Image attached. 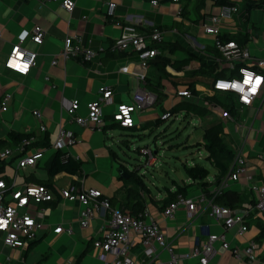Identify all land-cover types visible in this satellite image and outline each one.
Segmentation results:
<instances>
[{
  "label": "crops",
  "instance_id": "0c3cea01",
  "mask_svg": "<svg viewBox=\"0 0 264 264\" xmlns=\"http://www.w3.org/2000/svg\"><path fill=\"white\" fill-rule=\"evenodd\" d=\"M74 2L75 7L69 13L55 1L0 0V98L10 96L9 107L5 112H0L2 141L0 151L5 148L14 151L15 144L11 142L10 137L18 134L32 135L36 141L44 139L46 143L44 147L35 148L43 151L44 155L34 167L18 169L15 160L18 154L13 153L4 160V168L0 175L7 185L12 182L16 185L41 184L40 181L49 179L54 190L70 184L84 188L92 187L100 190L102 196L109 199L110 205L124 208L130 204L126 189L133 184L125 182L128 178L121 176V173L131 171L124 165L117 152L119 144L126 141L122 140L120 135L113 134V130L125 129L136 132L151 129L155 126V120L158 118L164 120L161 116L172 106L191 99L180 94L186 89V82L194 81L195 89L200 94L212 91L202 82V77L186 73L189 69L199 68L196 61H191L188 67L180 71L166 66L164 72H161L152 62H147L145 67L141 66L135 51L112 50V44L120 35L122 26L130 24L144 35L154 29L164 31L162 54H168L163 45L176 43L184 51H191L201 58L205 54L215 56L213 50L209 51L212 49L209 44L212 37L202 32L201 22L206 15L217 11L218 5L212 0H180L179 3L158 0L156 6H152L150 0H74ZM108 2L115 3L112 15L107 14ZM184 4H187V10L186 14L182 15ZM251 16L250 12L249 24L255 25L250 21ZM235 20L236 18L232 23L226 24L224 33L236 35L243 31L240 27L244 22L237 23ZM35 25L40 26L45 34L41 44H34L29 40L23 44L37 53L29 73L22 75L6 68L4 64L8 58L9 48L17 41L18 34L32 29ZM256 27L258 33L252 30L253 38L245 45L252 55L264 57V28ZM69 35L81 36V45L94 53L91 61L82 62L74 58L65 61L62 58L60 51L65 37ZM202 46L206 47L205 50L201 49ZM53 58L56 59L55 65L51 64ZM216 65L218 70L225 69L227 75L232 71L222 62ZM212 79L209 78L207 83L210 84ZM156 83L160 86L157 90L153 87ZM100 87H107L112 91L111 101L102 106V124L100 126L75 124L66 114L69 101L78 99L80 105L77 113L86 116V103L99 96ZM137 91L150 93L154 97V102L133 114L134 127H121L113 121V113L117 105L131 103L132 96ZM194 97L193 95L192 98ZM244 109L248 115L242 123L234 122L235 124H229L226 129L222 124L227 137L225 141L229 142L230 138L233 142L230 144L233 153L240 147L247 162L239 179L231 182L223 191L228 190L238 197L236 207L250 208L256 201V195L250 190L248 183L264 185V97L256 99L251 107L242 110ZM33 111L41 114V122L46 126L43 133L38 130V121L33 116ZM252 112L253 115L250 117L249 114ZM59 125L71 130L76 137L75 144L63 151L65 153L63 157L67 154V157L79 162L80 170L76 174L62 171L49 176L48 163L55 151L50 154L45 152L49 150L48 145L55 140ZM234 131L238 133L235 134ZM204 158L207 159V155ZM211 167V172L207 168L209 174L204 187L190 177L179 185H190L189 194L193 192L194 196L205 190L209 196L224 177L216 168L212 165ZM138 168L139 166L136 168L137 171ZM175 186L165 187V194L162 196L141 191L142 211H148V216L157 222L176 252L186 253L204 241L208 233L222 232L223 226L211 215V208L204 203L203 212H199L191 220L186 218L184 207H180L173 218H164L163 205L168 204V192L175 191ZM40 207L46 210L45 228L38 232L36 240L28 242L25 247L5 246L4 234L0 232V264H102L93 251L92 242L102 238L109 228L106 209L95 210L89 226L81 228L78 222L79 212L83 208L81 204L55 195L53 200L41 203ZM247 222L248 230L241 236L236 235V225L228 229L227 240L231 249L224 250L216 244V253L210 264H260L258 260L249 262L242 256L241 251L250 241H255L258 245L257 255L261 256L264 252V237L258 238L261 226L264 227V214L253 213ZM59 225L64 229L71 228L72 233L67 234L64 231L54 233L53 229ZM131 237L134 241L132 254L138 264H145L146 258L141 254L139 239L134 235ZM232 249H238L240 253L237 255ZM159 259L166 261L168 254L160 251ZM180 264H198V260L192 257L182 260Z\"/></svg>",
  "mask_w": 264,
  "mask_h": 264
},
{
  "label": "built area",
  "instance_id": "2783aa9c",
  "mask_svg": "<svg viewBox=\"0 0 264 264\" xmlns=\"http://www.w3.org/2000/svg\"><path fill=\"white\" fill-rule=\"evenodd\" d=\"M55 1L59 6L69 13L75 7L74 0H43ZM179 3L180 0H171ZM216 1V0H212ZM231 3L218 5L217 11L205 16L201 22V29L205 35L211 36L213 44L212 50L219 56H213V60L220 65L225 64L228 70H237L236 75L215 77L211 81L212 92H228L236 97L239 109L251 107L256 99L264 97V57L255 58L251 56L249 48L246 45H240L234 40L223 41L219 35L227 23L235 21L244 22L248 19V13H243L242 0H227ZM152 6L158 4V0H150ZM115 3H107V14L112 15ZM251 25L244 30L251 40ZM264 33V29H263ZM45 31L38 25L30 30H24L17 36V41L11 45L7 61L4 66L12 69L22 75H27L34 65L37 53L26 48L23 44L29 40L34 44H41ZM164 42V31L154 29L149 34L144 35L135 26L126 24L121 28L120 35L112 44V50L126 51L133 50L138 54L140 65L145 67L150 59L162 55V43ZM205 46L201 49L205 50ZM94 53L85 49L81 45L80 35H69L64 39L60 55L66 61L70 58L81 60L82 62L91 61ZM56 64V59L51 61ZM27 66L21 70L23 66ZM227 70V71H228ZM251 76L254 82L260 78V84L257 85L255 93L251 91V84H244L247 76ZM142 79V78H141ZM232 84L239 87L233 88ZM220 85H229L221 87ZM240 87L243 91H240ZM99 96L86 103L87 115L80 116L77 110L80 105L78 99L69 101L66 108V114L77 125L94 124L100 126L102 119V106L111 101L112 91L107 87H100ZM185 98H192L193 94L188 90L180 92ZM10 96L5 95L0 98V112H5L8 108ZM247 101V102H246ZM154 97L146 91H137L132 96L129 104H119L113 113V121L121 127H134L133 114L137 110H142L152 105ZM38 121L39 132H44L46 126L41 122V114L38 111L32 112ZM170 113H164L161 118L167 119ZM36 142L32 135L23 137L15 144L14 151L5 148L0 151V160L8 159L13 153H17L16 165L18 169L25 167H34L38 160L43 157V151L31 147ZM76 142V137L71 130L59 125L58 133L48 147L54 151H65ZM31 149V151H30ZM239 147L234 153L233 164L226 176H224L218 186L208 196L201 192L197 196H186L178 194L176 199L171 201L162 211L164 218H173L180 207H184L186 218L193 219L199 212H203L206 204L211 208V215L218 219L223 226V231L219 233H208L207 237L201 243L195 245L186 253H178L174 250L173 244L166 238L156 221L148 216V211L144 210L137 217L122 211L118 206L110 205V201L102 196L100 190L88 187H78L74 184L61 189L54 190L44 184L24 183L21 185H7L5 180L0 177V232L4 234L3 244L8 247H25L28 242L36 240L38 232L45 228L44 218L46 210L40 207L43 202L51 201L55 195L72 202H77L83 206L79 212V226L86 228L94 217L95 210L108 211L109 228L104 232L102 238L95 239L92 242L93 251L97 259L102 264H138L131 249L134 241L131 235L139 239L141 254L146 258L145 264H180L182 260L196 258L198 264H210V261L216 253V244L224 250H230L231 246L227 240V232L232 226H237L236 235L241 236L248 230V218L254 214H264V185L248 183L249 188L256 195V201L250 208L229 207L215 204L214 198L220 195L222 191L230 186L231 182L239 179L246 166V157ZM29 151V152H28ZM145 155V167L151 166L154 160L153 152L148 147H141L137 150ZM67 157V154H66ZM204 203V204H202ZM33 208V209H31ZM30 221V223H29ZM62 231L71 234V228L57 226L53 229L54 233ZM258 245L255 241H250L241 251L242 256L249 262L258 260L264 264V252L261 256L257 255ZM165 251L168 254L166 261L159 259V252ZM235 254H239L238 249H232Z\"/></svg>",
  "mask_w": 264,
  "mask_h": 264
},
{
  "label": "trees",
  "instance_id": "16d2710c",
  "mask_svg": "<svg viewBox=\"0 0 264 264\" xmlns=\"http://www.w3.org/2000/svg\"><path fill=\"white\" fill-rule=\"evenodd\" d=\"M231 3L227 0H216L215 4L221 5V4H227ZM186 7L187 4H184L182 6V15L186 14ZM254 8H261L264 9V0H245L243 3V13H248L254 9ZM249 25V18L244 21V23L241 25L240 28H242L243 31L237 33L236 35H230L228 33H223L219 35V38L223 41L228 40H234L238 42L240 45H245L249 40V35L244 32V30ZM251 25V24H250ZM251 29L254 30V33H258V27L255 25H251ZM163 47H166L167 52L169 54H172L176 47L182 49V47L178 46L176 43H168L167 45H163ZM212 49H209L211 51ZM185 57L181 59H174L169 54H162L158 55L152 59L149 60V62L153 63L154 66L158 68L159 71L164 72V68L166 66L172 67L176 71H180L185 69L189 66L191 61H196L199 63V68L197 69L198 76L209 79V78H215V77H222V76H231L236 75L237 70H232L229 75H227L225 69L218 70V67L216 64H208L206 61L201 58L199 55L191 52L186 51ZM216 56H219V54L213 50ZM208 87L211 86V83H205ZM154 89H159V84L156 83L154 86ZM186 90L190 91L194 96H199L200 93L195 89V82H186ZM214 95L211 96H204L203 99L206 101H211L216 106H219L226 110L228 114L232 117L235 116L236 111L239 109V105L237 104L236 97L232 93L228 92H220L216 91L213 93ZM219 97H224L228 103H225L224 100L219 99ZM168 113L172 115L183 113L185 116L188 114L195 115L199 118H204L206 116V111L203 107L196 105L195 103L184 101L181 102L175 106H172L168 111ZM164 121L161 119H157L154 122V125L157 127L160 125V123ZM29 135H14L10 137V140L13 144L18 143L23 137H26ZM225 134L222 127V124L220 122L217 123H211L207 125L203 130V147L205 151L207 152V160L210 161L211 165L216 168L220 175L226 176L228 172L231 169L229 166L230 164H233L234 159V153L233 150L228 146V144L225 141ZM2 144V141H0V145ZM46 145L45 140H37L31 147H44ZM49 147V145H48ZM63 151H55L52 155L49 163H48V174L49 176H54L55 174L66 171L68 173L76 174L80 170L79 162L72 159L71 157H63L64 156ZM5 161L0 160V173L3 171ZM232 167V165H231ZM184 170L188 177L191 178V180L197 182L201 187H204L207 183L205 182V179L207 178L209 171L206 167L200 165V164H194L191 166L184 165ZM128 174V179L125 180V182H131L133 184L132 187L126 189V193L129 196L130 204L127 205L124 208H121L122 211L129 213L130 215L137 217L139 213H142L143 210V204L141 202V194L140 192L148 193L150 192L148 186L144 182L143 176L138 174L137 169L126 171ZM0 177H2L0 175ZM50 180L40 181L41 184H44L51 188ZM175 191H169L168 192V204L175 200L178 194L183 195H189V192L191 190L190 185H179L175 182ZM207 190H205L206 192ZM238 197L234 193H230L228 190L222 191L220 195H217L214 198V202L216 204L229 206V207H236ZM167 204V205H168ZM166 205V206H167ZM166 207L165 205H163ZM129 209H126L128 208ZM264 237V227L261 226L260 232L258 234V238ZM77 264V263H76Z\"/></svg>",
  "mask_w": 264,
  "mask_h": 264
},
{
  "label": "rangeland",
  "instance_id": "374dc122",
  "mask_svg": "<svg viewBox=\"0 0 264 264\" xmlns=\"http://www.w3.org/2000/svg\"><path fill=\"white\" fill-rule=\"evenodd\" d=\"M241 3H244V1L242 0ZM251 15L250 21L255 23L256 26H259V28H264V11L254 8L251 11ZM209 44H213V41L211 40ZM165 51L167 53V50ZM169 55L174 59H181L186 55V52L184 49L176 47L175 51ZM251 56L261 58L254 54H251ZM202 58L208 64H216L212 55L209 56L205 54ZM193 69L196 68L189 69L186 73L197 75L195 74L197 69ZM204 77L205 76L201 78L202 82H208L209 79ZM206 92L189 100L205 109L206 116L204 118H199L192 114L185 116L180 112L164 119L159 126H152L151 129L148 130L147 128L144 129V131L142 129L136 132L125 129L113 130V134L120 135L122 140L126 141L124 144L121 143L117 147L119 158L122 159L128 170L136 169L139 166L138 173L143 176L144 182L153 195L162 196L165 194V187H174V182L178 184H182L183 181L186 182L188 176L184 170V165L191 166L200 164L208 168L210 172L212 171L210 163L204 158L207 152L203 147L202 136L203 130L207 125L220 122L226 129L229 127V124H240L239 122L242 123V120L247 117L248 113L245 109L235 110V116L231 117L223 108L216 106L211 101L203 99L204 96L214 95L212 92ZM219 99L228 103L224 97H219ZM252 115L253 112L249 114L250 117H252ZM234 133L237 134L238 132L234 131ZM224 138L226 139L227 137L225 136ZM228 140L229 142L226 140V143L230 147V144H233V142L230 138H228ZM144 146H147L153 152L154 160L151 166L145 167V155L137 151ZM53 151V149H49L45 153L50 154L53 153ZM192 193L193 192L188 196H194Z\"/></svg>",
  "mask_w": 264,
  "mask_h": 264
},
{
  "label": "snow or ice",
  "instance_id": "6c2138e0",
  "mask_svg": "<svg viewBox=\"0 0 264 264\" xmlns=\"http://www.w3.org/2000/svg\"><path fill=\"white\" fill-rule=\"evenodd\" d=\"M26 67H27L26 65L23 66V68H21V70H24V68H26ZM244 83H245V84H251V85H252V87H251V91H252L253 93H255L256 88H257V85L260 84V80H259L258 78H256V80L253 82L252 79H251V76L249 75V76H247V77L245 78ZM226 86H227V85H221V87H226ZM231 87H238V85H231ZM241 90H242V89H241ZM29 223H30V221H29Z\"/></svg>",
  "mask_w": 264,
  "mask_h": 264
},
{
  "label": "clouds",
  "instance_id": "9594fccd",
  "mask_svg": "<svg viewBox=\"0 0 264 264\" xmlns=\"http://www.w3.org/2000/svg\"><path fill=\"white\" fill-rule=\"evenodd\" d=\"M258 79L260 80V78L258 77ZM245 84V83H244ZM232 85H237V84H232ZM221 86V85H220ZM226 87H229V85H227ZM239 87V86H238ZM233 88H237V87H233ZM242 89V90H241ZM240 91H243V88L240 87ZM247 102V101H246Z\"/></svg>",
  "mask_w": 264,
  "mask_h": 264
},
{
  "label": "water",
  "instance_id": "95a60500",
  "mask_svg": "<svg viewBox=\"0 0 264 264\" xmlns=\"http://www.w3.org/2000/svg\"><path fill=\"white\" fill-rule=\"evenodd\" d=\"M121 176H122V177H125V178H128V174H127V173H124V172L121 173Z\"/></svg>",
  "mask_w": 264,
  "mask_h": 264
}]
</instances>
